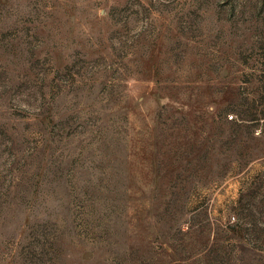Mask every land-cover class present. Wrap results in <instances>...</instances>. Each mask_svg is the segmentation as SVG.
Listing matches in <instances>:
<instances>
[{
  "label": "rangeland",
  "instance_id": "1",
  "mask_svg": "<svg viewBox=\"0 0 264 264\" xmlns=\"http://www.w3.org/2000/svg\"><path fill=\"white\" fill-rule=\"evenodd\" d=\"M0 264H264V0H0Z\"/></svg>",
  "mask_w": 264,
  "mask_h": 264
}]
</instances>
